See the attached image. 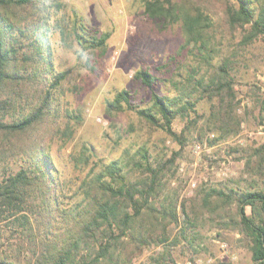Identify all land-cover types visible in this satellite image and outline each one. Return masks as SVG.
Returning <instances> with one entry per match:
<instances>
[{
    "label": "rangeland",
    "instance_id": "374dc122",
    "mask_svg": "<svg viewBox=\"0 0 264 264\" xmlns=\"http://www.w3.org/2000/svg\"><path fill=\"white\" fill-rule=\"evenodd\" d=\"M56 1L60 8L53 20L69 27L76 20L88 36L107 35L105 52L83 49L72 36L65 46L56 29L49 35L54 71L66 76L55 89L57 103L51 106L52 111L57 110L54 127L45 125L41 133L43 152L66 196L61 207H72L80 198L78 186L91 166L95 172L100 164L117 160L124 165L128 180L145 178L146 172L130 168L137 151L145 148L148 165L162 167V172L151 198L152 209L143 210L145 216L137 226L141 221L143 235L150 231L166 239L138 252L136 243L122 237L117 245L119 264L132 255L130 264H252L235 204L213 194L203 207L201 199L212 189L235 198L246 191L264 192V175L251 169L253 150L264 143V35L246 42L243 37L248 26H228L224 10L226 6L236 8L235 0H172L184 2L188 8L198 7L208 17L205 31L189 46L184 45L181 22L145 15L146 0ZM263 1L253 0L255 12ZM224 58L233 65L234 112L241 125L236 135L221 139L208 120L213 101L197 91L183 96L176 85L181 86L189 74L196 80L205 78L208 65H218ZM140 70L155 78L152 88L134 79ZM122 90L129 93V104H123L120 111L109 110V103ZM152 93L193 103L192 111L173 119L175 137L137 115V110L151 105ZM19 111L18 104L5 121L19 118ZM83 146L90 149L85 152L90 165L81 169L79 164L75 167V158L82 154ZM26 157L22 152L0 153V181L4 170L13 173L26 167ZM183 207L186 217L181 213ZM170 208L178 223H170L163 232V220L156 212ZM246 211L250 213L249 208ZM10 232L5 230L0 241L12 238L14 242L15 234Z\"/></svg>",
    "mask_w": 264,
    "mask_h": 264
},
{
    "label": "trees",
    "instance_id": "16d2710c",
    "mask_svg": "<svg viewBox=\"0 0 264 264\" xmlns=\"http://www.w3.org/2000/svg\"><path fill=\"white\" fill-rule=\"evenodd\" d=\"M235 1L236 8L226 6L224 10L228 26H248L243 37L246 42L264 35V1L257 12L253 0ZM59 8L56 0H0V153L22 152L29 161L13 173L4 170L0 181V237L10 229L16 237L14 242L12 238L0 241V264H119L117 245L122 237L136 243L138 252L166 239L150 231L143 235L141 221L137 226L139 218L145 216L143 210L152 209L151 198L162 167L151 168L148 150L141 148L130 168L146 172L145 178L128 180L124 165L117 160L100 164L94 172V166L89 167L90 156L85 154L90 149L83 146L75 167L79 164L81 169L89 170L78 186L80 198L72 207H61L66 196L43 152L41 133L45 125L54 127L57 110L52 111L51 106L57 103L55 89L66 76L54 71L49 35L56 29L65 46L70 45L66 40L72 36L83 49L100 52H105L107 35L88 36L76 20L70 27L53 20ZM144 13L151 19L181 22L185 46L196 44L207 27L208 17L200 8H188L184 2L146 0ZM208 66L205 78L196 80L194 74H189L176 87L183 96L197 91L202 98L213 101L208 120L212 131L223 139L236 135L241 125L234 112L236 93L230 76L233 65L224 58L220 64ZM134 79L149 88L155 81L143 70L135 72ZM184 99L152 93L151 105L136 113L148 125L175 137L173 119L193 110V103ZM18 104L20 117L6 122ZM123 104H129L125 90L119 91L108 107L120 111ZM253 156L251 169L264 175V143L253 150ZM213 194L235 204L239 231L248 239L252 264H264V192L246 191L235 198L212 189L201 199L203 207ZM156 213L163 220V232L170 223H178L174 208ZM181 213L186 217L184 207ZM156 215L154 223L158 221ZM133 258L128 256L124 264H130Z\"/></svg>",
    "mask_w": 264,
    "mask_h": 264
},
{
    "label": "built area",
    "instance_id": "2783aa9c",
    "mask_svg": "<svg viewBox=\"0 0 264 264\" xmlns=\"http://www.w3.org/2000/svg\"><path fill=\"white\" fill-rule=\"evenodd\" d=\"M195 149H196V150H199V149H200V145H199V144H196V145H195Z\"/></svg>",
    "mask_w": 264,
    "mask_h": 264
}]
</instances>
